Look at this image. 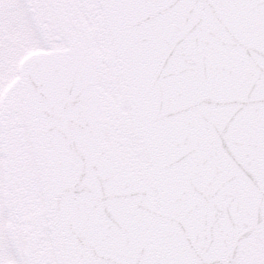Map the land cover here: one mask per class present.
Wrapping results in <instances>:
<instances>
[{"label": "snow or ice", "instance_id": "snow-or-ice-1", "mask_svg": "<svg viewBox=\"0 0 264 264\" xmlns=\"http://www.w3.org/2000/svg\"><path fill=\"white\" fill-rule=\"evenodd\" d=\"M0 264H264V0H0Z\"/></svg>", "mask_w": 264, "mask_h": 264}]
</instances>
